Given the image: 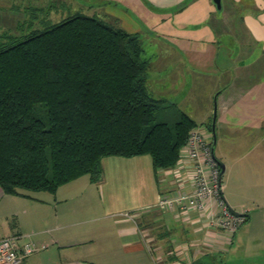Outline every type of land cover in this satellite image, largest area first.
I'll return each mask as SVG.
<instances>
[{
  "label": "crops",
  "instance_id": "crops-1",
  "mask_svg": "<svg viewBox=\"0 0 264 264\" xmlns=\"http://www.w3.org/2000/svg\"><path fill=\"white\" fill-rule=\"evenodd\" d=\"M126 2L147 8L150 33L172 42L162 52L174 59L159 71L157 90H167L163 96L216 139L213 150L225 164L223 200L244 221L230 236L193 210L158 206L160 196L190 190L188 159L156 170L149 154L110 155L97 182L81 175L45 196L0 188V237L22 234L20 243L34 237L38 249L23 264H264V0H220V7L214 0ZM6 3L0 0V19L17 22V5ZM88 188L99 190L96 207L74 202ZM65 206L100 223L66 231Z\"/></svg>",
  "mask_w": 264,
  "mask_h": 264
},
{
  "label": "trees",
  "instance_id": "trees-1",
  "mask_svg": "<svg viewBox=\"0 0 264 264\" xmlns=\"http://www.w3.org/2000/svg\"><path fill=\"white\" fill-rule=\"evenodd\" d=\"M1 33L3 192H55L83 174L97 182L110 155L149 154L156 170L177 163L197 124L174 98L148 90L137 34L79 12Z\"/></svg>",
  "mask_w": 264,
  "mask_h": 264
},
{
  "label": "rangeland",
  "instance_id": "rangeland-1",
  "mask_svg": "<svg viewBox=\"0 0 264 264\" xmlns=\"http://www.w3.org/2000/svg\"><path fill=\"white\" fill-rule=\"evenodd\" d=\"M31 4L33 6H31ZM138 4L139 5H134L135 7H132L133 5L129 6L126 0H33V2H29L28 0V2L23 4H19V0H7L6 5L8 7L10 5H17V7H14L15 9H13V11L16 13L20 12V15L17 22H15V18H12L11 15L2 16V19H0V21H2V23H0V31L3 32L4 29H7L13 33L22 34L29 30H41L47 24L59 22L75 12L98 17L113 28L119 27L127 30L128 32L137 34L138 40L143 49V58L148 60V75L151 74V76L147 79L148 90H151L155 93V95H157L159 93L161 94V92L157 90L159 86L158 84L163 82L159 71L170 66V63H172L171 60L174 59V55L165 56L163 54L162 51L165 46L167 47L169 40H166L164 39L165 37H160L157 34L150 33L151 30L149 31L148 27H146V18L143 15L144 13L148 14L149 11L147 8L143 7L140 2ZM1 32L0 35L2 34ZM169 44L171 46L172 42L169 41ZM172 74L174 73H169L167 76L170 77ZM167 92V90H164L162 94H167ZM165 97L173 98L170 95H165ZM208 136L209 138L211 137L210 134ZM83 175V179L84 177L85 179L88 178V174ZM80 181L79 183H82ZM72 185L74 186V184H70V186ZM66 187L67 186H64L58 190V197L61 198L62 196H66ZM91 189L88 188L86 192L81 189L80 192L82 193H78L79 197H77V201L79 202H76V200H74V202L76 204L81 203L86 205L90 203V206H93V204L95 206V204L98 203L96 197L98 195L94 192H99V190L97 188H93V190ZM23 191L35 196L53 195V193L49 194V192L43 191ZM80 194L83 195L80 196ZM72 204H74L73 200L68 201L66 206ZM68 210V207H66V231L71 228H85L87 226L97 225L100 223V221L92 219L95 216L92 213H82L81 215H76L69 213ZM12 219L13 218L9 216L8 220H5V222L8 221L9 224L13 221ZM160 230L162 229L158 227L155 229L157 234ZM31 239L35 241L34 237H31ZM165 245L169 248V242H166ZM151 252H153L152 254L156 256V251L153 248Z\"/></svg>",
  "mask_w": 264,
  "mask_h": 264
},
{
  "label": "built area",
  "instance_id": "built-area-1",
  "mask_svg": "<svg viewBox=\"0 0 264 264\" xmlns=\"http://www.w3.org/2000/svg\"><path fill=\"white\" fill-rule=\"evenodd\" d=\"M200 127L193 129L179 150V160L188 159L191 168V188L177 193L160 196L158 206L162 209L193 210L206 216V226L219 227L228 235L238 229L245 217L230 213L226 201L223 200L219 180V165L213 159L211 138ZM208 201V202H207ZM22 234H12L0 237V264H23L25 258L38 249L31 235H25L26 240L20 243ZM45 246L41 245V248Z\"/></svg>",
  "mask_w": 264,
  "mask_h": 264
},
{
  "label": "water",
  "instance_id": "water-1",
  "mask_svg": "<svg viewBox=\"0 0 264 264\" xmlns=\"http://www.w3.org/2000/svg\"><path fill=\"white\" fill-rule=\"evenodd\" d=\"M217 4L218 7H220V0H214ZM214 112H215V109H214ZM213 112V113H214ZM215 115L216 113L213 114V124L215 123ZM212 124V125H213ZM215 144H216V139L213 137L212 139V143H211V149L210 151H212V156H213V159L216 161V163L219 165V180H220V183H222V174L224 173L225 171V164L221 162V160L216 157V154H215V151L213 150L215 148ZM224 198V196H223ZM226 205L230 211V213H232L233 215H236V216H244V213H241V212H237L233 207H231L227 202H226Z\"/></svg>",
  "mask_w": 264,
  "mask_h": 264
}]
</instances>
